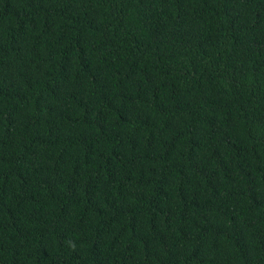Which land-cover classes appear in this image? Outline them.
<instances>
[{
    "label": "trees",
    "instance_id": "obj_1",
    "mask_svg": "<svg viewBox=\"0 0 264 264\" xmlns=\"http://www.w3.org/2000/svg\"><path fill=\"white\" fill-rule=\"evenodd\" d=\"M0 264H264V0H0Z\"/></svg>",
    "mask_w": 264,
    "mask_h": 264
}]
</instances>
